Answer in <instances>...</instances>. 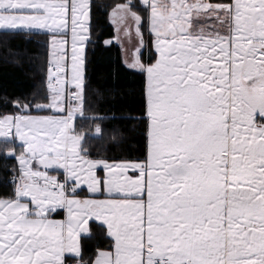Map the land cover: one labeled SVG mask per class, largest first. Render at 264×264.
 I'll use <instances>...</instances> for the list:
<instances>
[{"label": "snow or ice", "instance_id": "obj_1", "mask_svg": "<svg viewBox=\"0 0 264 264\" xmlns=\"http://www.w3.org/2000/svg\"><path fill=\"white\" fill-rule=\"evenodd\" d=\"M91 9L92 0H0V32H44L51 57L46 102L15 101L20 111L0 116V144L21 146L5 153L19 175L0 197V264H264V0H126L111 10L118 32L134 30L125 63L146 81V151L119 162L91 158L77 124L88 115ZM104 134L100 123L88 133ZM92 220L111 244L84 261Z\"/></svg>", "mask_w": 264, "mask_h": 264}, {"label": "trees", "instance_id": "obj_2", "mask_svg": "<svg viewBox=\"0 0 264 264\" xmlns=\"http://www.w3.org/2000/svg\"><path fill=\"white\" fill-rule=\"evenodd\" d=\"M125 2L92 0L91 37L87 45L85 66L88 115L77 120L78 126L86 133L83 146L90 157L108 159L110 162L143 158L146 151L145 76L126 65L117 26L110 22L111 10ZM134 2L139 3V0ZM142 31L147 44V49H142V58L148 62L149 52L154 55L153 37L146 25ZM107 40H111L109 45L105 43ZM49 56L50 38L46 33L0 32V116L19 112L20 109L13 103L15 101L31 105L46 102ZM28 114L41 115L45 111L31 108ZM93 115L105 119H89ZM95 123H100L105 129L103 138L88 135ZM9 149L18 154L21 151L20 143L0 144V197L12 194L13 177L19 175L16 157L5 154ZM110 244L111 238L107 236L106 227L91 222L90 233L81 240L79 259L90 261L98 249H107ZM67 260L68 264L77 262L76 257H67Z\"/></svg>", "mask_w": 264, "mask_h": 264}, {"label": "rangeland", "instance_id": "obj_3", "mask_svg": "<svg viewBox=\"0 0 264 264\" xmlns=\"http://www.w3.org/2000/svg\"><path fill=\"white\" fill-rule=\"evenodd\" d=\"M218 1H220V2H226V0H218ZM208 2H210V1L208 0ZM90 22H91V20H90ZM90 33H91V31H90ZM117 33H118L117 34L118 35V40H119V42H120V44H121V46L123 48L124 60L125 61L127 60L128 63H131L132 53H133L135 47L138 46V39L135 36L134 30L132 32L131 39H129V37H127V36L124 35L123 28L121 29V32L120 31L119 32L117 31ZM90 37H89V40H90ZM107 41H109V40H107ZM109 44L110 43H107V45H109ZM87 45H88V43L85 45V52H84V57H85L84 74H85V66H86V55H87V52L86 51H87ZM50 59H51V57L49 56V61H50ZM53 114H55L54 111H52V110H45V114H41V115H53ZM33 115H39V114H33Z\"/></svg>", "mask_w": 264, "mask_h": 264}, {"label": "crops", "instance_id": "obj_4", "mask_svg": "<svg viewBox=\"0 0 264 264\" xmlns=\"http://www.w3.org/2000/svg\"><path fill=\"white\" fill-rule=\"evenodd\" d=\"M122 28H123V26H121V28H120V32H121V29H122ZM33 32H36V31H33ZM42 33H44V32H42ZM27 114H28V113H27ZM32 115H33V114H32ZM39 115H40V114H39ZM61 175H62V172H61ZM81 187L84 189V191H82V194H81V195H82V196H86V195H87L86 187H85V186H81ZM60 215H62V217H53V218H56V219H62L63 216H64V213H63L62 210H60L58 216H60ZM91 222H97V221H94V220L89 221V230H90V224H91ZM97 223L101 224L100 222H97ZM101 225H102V224H101ZM89 233H90V231H89ZM89 233H87V234H89ZM87 234H81L80 244H81L82 237L85 236V235H87ZM69 257H72V256H69Z\"/></svg>", "mask_w": 264, "mask_h": 264}, {"label": "water", "instance_id": "obj_5", "mask_svg": "<svg viewBox=\"0 0 264 264\" xmlns=\"http://www.w3.org/2000/svg\"><path fill=\"white\" fill-rule=\"evenodd\" d=\"M110 22L112 23V20H111V14H110ZM115 25V24H114ZM116 26V25H115Z\"/></svg>", "mask_w": 264, "mask_h": 264}, {"label": "built area", "instance_id": "obj_6", "mask_svg": "<svg viewBox=\"0 0 264 264\" xmlns=\"http://www.w3.org/2000/svg\"><path fill=\"white\" fill-rule=\"evenodd\" d=\"M74 264H77V262H76V263H74Z\"/></svg>", "mask_w": 264, "mask_h": 264}]
</instances>
